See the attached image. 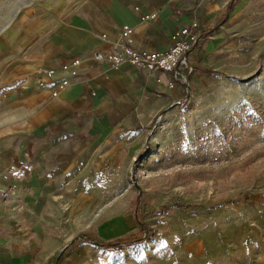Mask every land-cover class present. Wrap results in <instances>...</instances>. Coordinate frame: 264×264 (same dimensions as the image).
Segmentation results:
<instances>
[{
	"label": "rangeland",
	"instance_id": "obj_1",
	"mask_svg": "<svg viewBox=\"0 0 264 264\" xmlns=\"http://www.w3.org/2000/svg\"><path fill=\"white\" fill-rule=\"evenodd\" d=\"M81 1L0 0V92L10 63ZM240 8L190 50L180 96L146 126L88 120L57 191L15 201L0 264H264V0ZM79 235L144 239L118 250Z\"/></svg>",
	"mask_w": 264,
	"mask_h": 264
},
{
	"label": "crops",
	"instance_id": "obj_2",
	"mask_svg": "<svg viewBox=\"0 0 264 264\" xmlns=\"http://www.w3.org/2000/svg\"><path fill=\"white\" fill-rule=\"evenodd\" d=\"M229 1L82 0L43 27L23 55L10 63L5 75L9 87L0 92L1 242L9 239L15 201L22 208L35 207L57 191L64 168L70 166L72 149L90 137L88 120L100 127H130L133 114L135 126L141 129L158 108L182 92L179 86L166 87L168 73L145 72L127 64L110 68L94 59V52L116 51L123 25L134 29L138 47L149 50L167 48L169 35L191 20L212 33L215 27H227L231 15L249 0H234L228 7ZM151 12L156 13L154 18L140 20ZM74 57L80 60L78 74L57 96L50 95L52 83L35 84L38 69L55 70L59 77L60 64ZM186 58L191 63L190 51Z\"/></svg>",
	"mask_w": 264,
	"mask_h": 264
},
{
	"label": "built area",
	"instance_id": "obj_3",
	"mask_svg": "<svg viewBox=\"0 0 264 264\" xmlns=\"http://www.w3.org/2000/svg\"><path fill=\"white\" fill-rule=\"evenodd\" d=\"M155 16V12L143 14L140 16V20L152 19ZM133 33L134 29L131 26H121L119 31L120 42H118L116 51L107 55L94 52L93 58L104 61L110 68L127 64L138 67L145 72L168 73L171 78L166 83L167 88H172L175 82H185L183 72L189 73L191 71V67L186 62V55L197 46L203 33V29L196 20H191L174 30L169 35V45L165 49L149 50L138 47L134 42ZM79 65L80 60L76 57L61 63L58 68L61 73L59 77L55 76V70L40 68L34 73L35 84L38 87H43L47 83H52L49 92L52 97H55L69 86L71 78L78 74ZM155 81L159 82V78H155ZM4 195L2 193V196Z\"/></svg>",
	"mask_w": 264,
	"mask_h": 264
},
{
	"label": "trees",
	"instance_id": "obj_4",
	"mask_svg": "<svg viewBox=\"0 0 264 264\" xmlns=\"http://www.w3.org/2000/svg\"><path fill=\"white\" fill-rule=\"evenodd\" d=\"M233 2H234V0H230L228 2L227 6L230 7ZM210 32H211V30H203L202 38H206L210 34ZM204 70L207 71V69H204ZM137 208H138L137 205L134 206L133 215H134L135 219L138 221ZM78 237L82 240H85V241L92 243L93 245H95L99 248H103V249L111 248V249H118V250H121L124 247L131 245L133 243H140L144 239V237H134V238H128V239L120 238V239H109V240H96V239H89V238L84 237L82 235H79ZM69 245H70V243H68L62 249V251H64Z\"/></svg>",
	"mask_w": 264,
	"mask_h": 264
},
{
	"label": "water",
	"instance_id": "obj_5",
	"mask_svg": "<svg viewBox=\"0 0 264 264\" xmlns=\"http://www.w3.org/2000/svg\"><path fill=\"white\" fill-rule=\"evenodd\" d=\"M61 251H62V249L59 251V253H58V255H57L56 259H57V258H58V256L61 254Z\"/></svg>",
	"mask_w": 264,
	"mask_h": 264
}]
</instances>
